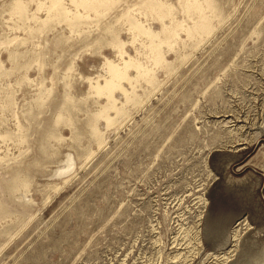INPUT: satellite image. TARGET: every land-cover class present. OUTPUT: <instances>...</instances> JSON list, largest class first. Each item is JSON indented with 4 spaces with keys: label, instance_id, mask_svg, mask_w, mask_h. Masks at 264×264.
<instances>
[{
    "label": "rangeland",
    "instance_id": "374dc122",
    "mask_svg": "<svg viewBox=\"0 0 264 264\" xmlns=\"http://www.w3.org/2000/svg\"><path fill=\"white\" fill-rule=\"evenodd\" d=\"M263 164L264 0H0V264H264Z\"/></svg>",
    "mask_w": 264,
    "mask_h": 264
},
{
    "label": "crops",
    "instance_id": "0c3cea01",
    "mask_svg": "<svg viewBox=\"0 0 264 264\" xmlns=\"http://www.w3.org/2000/svg\"><path fill=\"white\" fill-rule=\"evenodd\" d=\"M263 167H264V164H263ZM218 219H220V218H217V223H219V222H221L220 220H218ZM212 222L213 221H210L209 220V222H208V227H209V229H210V231L212 232V230L213 231H215L216 230V228L214 229V227L212 226ZM239 223H245V218L243 217L242 219H240V220H238L235 224H234V227L237 225V224H239ZM213 227V228H212ZM234 227H232V230L234 229ZM232 230H231V233H232ZM230 239H231V234H230ZM226 249V248H225Z\"/></svg>",
    "mask_w": 264,
    "mask_h": 264
},
{
    "label": "bare ground",
    "instance_id": "6f19581e",
    "mask_svg": "<svg viewBox=\"0 0 264 264\" xmlns=\"http://www.w3.org/2000/svg\"><path fill=\"white\" fill-rule=\"evenodd\" d=\"M239 225L241 226L242 225V223H239V224H237L234 228H239ZM242 229V228H241ZM241 232V231H240ZM232 233H233V230H232ZM231 233V239H233V234ZM238 234V233H237ZM234 236L236 237V230H235V232H234ZM233 241V240H232ZM233 245V244H232ZM235 245V244H234ZM229 248H226V249H224V250H222L221 251V257H223V259L225 260V259H227L229 256L227 255V250H228ZM232 250V249H231ZM230 251V250H229ZM233 251V250H232ZM225 252V253H224ZM232 254V253H231ZM227 255V256H226ZM232 258V257H231ZM222 259V258H221ZM229 259V258H228ZM223 260V261H224Z\"/></svg>",
    "mask_w": 264,
    "mask_h": 264
}]
</instances>
